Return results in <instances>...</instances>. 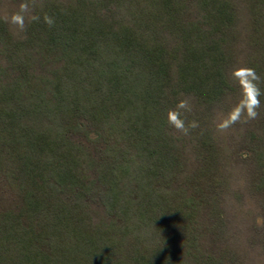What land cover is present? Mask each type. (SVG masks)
Segmentation results:
<instances>
[{"label": "trees", "instance_id": "16d2710c", "mask_svg": "<svg viewBox=\"0 0 264 264\" xmlns=\"http://www.w3.org/2000/svg\"><path fill=\"white\" fill-rule=\"evenodd\" d=\"M27 10L18 34L0 14V264H243L226 206L254 200L249 245L264 244V0ZM244 32L247 87L232 78ZM253 82V171L232 193L214 122ZM170 110L198 126L178 131Z\"/></svg>", "mask_w": 264, "mask_h": 264}, {"label": "rangeland", "instance_id": "374dc122", "mask_svg": "<svg viewBox=\"0 0 264 264\" xmlns=\"http://www.w3.org/2000/svg\"><path fill=\"white\" fill-rule=\"evenodd\" d=\"M40 0H0V14L11 24L12 30L15 34L23 32V25L28 16V8L31 5L38 3ZM25 2V3H24ZM23 6V8H22ZM19 16V20L14 17ZM243 21L244 18H243ZM244 24V23H243ZM247 38H244V37ZM241 42H236L234 48L239 49L236 59L237 64L232 71V78L234 82L240 86L247 87V82L251 81V76L248 71L244 70L246 57L251 49V45L247 43L252 41L251 36L246 32L241 36ZM259 39L264 41V32L259 33ZM249 48V49H248ZM244 54V55H243ZM251 85V84H250ZM241 97L231 108L226 112L220 110L217 117H215V138L221 145L224 151L225 159L223 164L227 171L232 173V193L236 191H244L243 183L245 176L253 171V166L246 162L247 155L251 156L252 152L246 151L247 146H251L250 137L253 131H257L258 122L260 121V101L258 107L255 108L257 115L255 118L250 117L249 113L252 111V98L249 93L242 90ZM249 102L250 107H245L242 111H236L245 99ZM237 105V106H236ZM234 106V107H233ZM248 152V153H247ZM245 200L241 203L237 202V196L232 197L226 206V214L230 222L228 226V234L233 236L230 243L240 254L244 257L243 264H264V244L257 241V246L249 245L251 240L252 229L256 226H262L263 220L258 218V208L254 205V200L249 201L247 194L244 195ZM258 228V227H257Z\"/></svg>", "mask_w": 264, "mask_h": 264}, {"label": "clouds", "instance_id": "9594fccd", "mask_svg": "<svg viewBox=\"0 0 264 264\" xmlns=\"http://www.w3.org/2000/svg\"><path fill=\"white\" fill-rule=\"evenodd\" d=\"M22 8H23V6H22ZM14 19L19 20V16L14 17ZM46 22L49 23V24L52 23L51 19L47 18V17H46ZM247 71L249 73H251L252 81H255V80L259 79L257 76H255L254 70L248 69ZM252 87H253V99H252L251 107H252L253 110L250 111L249 115H250V117L255 118V116L257 115V112L255 111V108L258 107V105H259V101L256 98L259 95V90H258V88H257V86H256V84L254 82L252 83ZM178 108L183 110L184 112L190 111V107H189V105L187 104L186 101L181 102L178 105ZM168 120H169V123L175 129H177L178 131H180V132H182L184 134H187L191 128H195V127L198 126L196 121L188 122L186 120V116H183L182 112L178 111V110H170V112L168 114Z\"/></svg>", "mask_w": 264, "mask_h": 264}]
</instances>
